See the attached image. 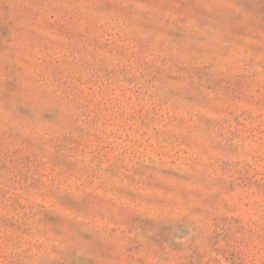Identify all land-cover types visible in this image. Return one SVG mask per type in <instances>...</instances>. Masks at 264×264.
<instances>
[{"label": "rangeland", "instance_id": "obj_1", "mask_svg": "<svg viewBox=\"0 0 264 264\" xmlns=\"http://www.w3.org/2000/svg\"><path fill=\"white\" fill-rule=\"evenodd\" d=\"M0 264H264V0H0Z\"/></svg>", "mask_w": 264, "mask_h": 264}]
</instances>
